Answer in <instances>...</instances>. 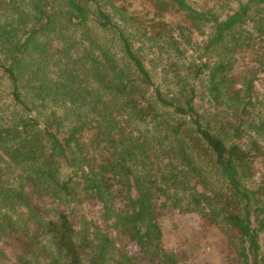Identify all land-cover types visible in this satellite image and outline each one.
I'll return each mask as SVG.
<instances>
[{
    "label": "trees",
    "instance_id": "trees-1",
    "mask_svg": "<svg viewBox=\"0 0 264 264\" xmlns=\"http://www.w3.org/2000/svg\"><path fill=\"white\" fill-rule=\"evenodd\" d=\"M168 212L264 264V0H0V264H191Z\"/></svg>",
    "mask_w": 264,
    "mask_h": 264
},
{
    "label": "rangeland",
    "instance_id": "rangeland-1",
    "mask_svg": "<svg viewBox=\"0 0 264 264\" xmlns=\"http://www.w3.org/2000/svg\"><path fill=\"white\" fill-rule=\"evenodd\" d=\"M202 33L194 37L199 43H204L206 35L210 33L209 27H202ZM190 52L185 53V58H189ZM260 171L255 175V180L260 178ZM199 218L195 213H179L168 212L163 219V231L165 235V241L170 246V249H176L179 246V239L193 236L199 240L198 248L191 251L189 261L191 264H203L206 262H212L213 264H219V251H216L214 247H210L208 244L209 239L203 238L198 233ZM186 245L182 246L181 250H185Z\"/></svg>",
    "mask_w": 264,
    "mask_h": 264
}]
</instances>
